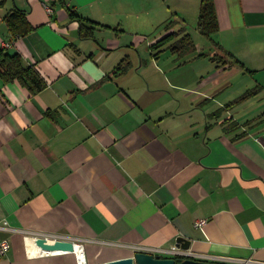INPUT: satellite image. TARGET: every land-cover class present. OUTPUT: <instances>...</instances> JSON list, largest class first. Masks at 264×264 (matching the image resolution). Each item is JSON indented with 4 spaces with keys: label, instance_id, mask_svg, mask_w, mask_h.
<instances>
[{
    "label": "crops",
    "instance_id": "crops-1",
    "mask_svg": "<svg viewBox=\"0 0 264 264\" xmlns=\"http://www.w3.org/2000/svg\"><path fill=\"white\" fill-rule=\"evenodd\" d=\"M214 2L219 48L183 55L153 46L197 28L200 0H0V48L46 83L0 77V264H77L9 229L83 243L86 264L179 238L189 259L264 264V0ZM16 10L31 33L9 31Z\"/></svg>",
    "mask_w": 264,
    "mask_h": 264
},
{
    "label": "trees",
    "instance_id": "trees-1",
    "mask_svg": "<svg viewBox=\"0 0 264 264\" xmlns=\"http://www.w3.org/2000/svg\"><path fill=\"white\" fill-rule=\"evenodd\" d=\"M4 20L6 21L9 27V31L13 36H24L34 30L33 27L29 23H27L24 11L16 10L8 14L4 18ZM90 24L94 25L93 22H90ZM196 29L199 34L209 40L213 44V46L219 48L218 44L213 40V36L219 31V24L214 0H200ZM93 30V28H88L84 24H81V37H92ZM153 47L158 52L166 48L170 49L174 53L181 52L183 55H194L197 51L196 45L193 42L190 34L184 30L168 34L166 37L158 41ZM202 56H206V54H200L196 57ZM227 56L229 55L227 54ZM211 60L218 63V60L213 57ZM230 61L231 60H229V62H224L222 60V65L229 63L231 66H233L238 64L236 60H233V62ZM125 68L126 66L121 65V67H119L118 69L124 70ZM0 77L6 83L13 82L15 80L18 81L31 93L40 91L46 85L45 81L43 80L39 72L35 69V67L24 63L21 54H19L18 52L10 53L7 49L4 48H0Z\"/></svg>",
    "mask_w": 264,
    "mask_h": 264
},
{
    "label": "built area",
    "instance_id": "built-area-1",
    "mask_svg": "<svg viewBox=\"0 0 264 264\" xmlns=\"http://www.w3.org/2000/svg\"><path fill=\"white\" fill-rule=\"evenodd\" d=\"M10 45H3L4 48H8ZM206 224L205 220H201L196 222L195 226L196 227H203ZM8 227V223L6 221L2 222V225L0 226V229H7ZM12 232H16V233H21L23 235H26L30 238V240L33 241L34 244V250L37 254L38 257H44V256H51V255H60V254H67L66 252H49V251H45L43 250L41 247H38L35 242L37 241V239L39 238H45L47 240H49L50 242H54V241H71L73 242L74 246H75V252L73 254H75V256L77 257V263L80 264L81 262H84V264H86L85 262V258H84V244L80 243L78 241H73V240H69L67 238H63L61 236H57V235H53V234H39L36 232H32V231H24V230H12L9 229ZM84 241V240H83ZM108 245V244H106ZM111 246H120L118 244H110ZM130 250L132 251V253L137 254V253H145V254H151L154 257H159V258H176V259H181V258H192L191 253H189L188 251H184L181 250L179 247H177L176 245H173L171 247H162V246H147V245H133V246H129ZM10 249V244L6 241L0 242V257L4 256L7 251ZM83 257V258H82ZM244 263V262H243Z\"/></svg>",
    "mask_w": 264,
    "mask_h": 264
},
{
    "label": "water",
    "instance_id": "water-1",
    "mask_svg": "<svg viewBox=\"0 0 264 264\" xmlns=\"http://www.w3.org/2000/svg\"><path fill=\"white\" fill-rule=\"evenodd\" d=\"M38 247H41L45 251L49 252H66L67 254H73L75 252V246L71 241H54L50 242L45 238H39L35 242ZM177 247L181 250L187 251L190 248V243L179 238L177 240ZM78 264V263H77ZM80 264H84L81 262ZM98 264H221V263H210L205 261H198L194 259L184 258L183 260H178L176 258H159L154 257L151 254L137 253L133 257H126L115 259Z\"/></svg>",
    "mask_w": 264,
    "mask_h": 264
},
{
    "label": "rangeland",
    "instance_id": "rangeland-1",
    "mask_svg": "<svg viewBox=\"0 0 264 264\" xmlns=\"http://www.w3.org/2000/svg\"><path fill=\"white\" fill-rule=\"evenodd\" d=\"M186 29H187V33H189L192 36L196 47L198 46L197 49H201V50L207 51V52L210 51V48H212L210 41L207 40L206 38H204L203 36H201L197 32L196 24H193L192 21H190V22L187 23ZM145 32L148 34L149 37H152V35H157L159 33V30L153 27V29L146 28ZM147 48H148V44L145 43V44H143L140 47V49H138V52L139 53H148V49ZM182 62H183V59L182 60L179 59V60H176V61H170V63L172 65H175V64L182 65ZM186 66H188V67H185V68H188V69L192 68V65H190V64H188Z\"/></svg>",
    "mask_w": 264,
    "mask_h": 264
},
{
    "label": "bare ground",
    "instance_id": "bare-ground-1",
    "mask_svg": "<svg viewBox=\"0 0 264 264\" xmlns=\"http://www.w3.org/2000/svg\"><path fill=\"white\" fill-rule=\"evenodd\" d=\"M83 258V257H82Z\"/></svg>",
    "mask_w": 264,
    "mask_h": 264
}]
</instances>
